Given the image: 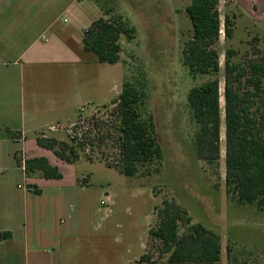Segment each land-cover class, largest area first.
I'll return each instance as SVG.
<instances>
[{
  "label": "rangeland",
  "instance_id": "obj_1",
  "mask_svg": "<svg viewBox=\"0 0 264 264\" xmlns=\"http://www.w3.org/2000/svg\"><path fill=\"white\" fill-rule=\"evenodd\" d=\"M98 2L106 20L136 28V38L121 36V61L116 68H103L99 75L96 67L100 69L102 65L94 63L92 67L90 83L94 89L101 83L103 88L107 83L109 86L112 77L119 76L113 84L118 95L93 92L91 102L106 105L80 111L77 108L85 107L89 101L81 95L87 88L88 76L73 80L68 86L57 80L51 85L42 80L39 85L42 108L66 106L69 111L58 117L62 122L52 125L58 127L57 132L44 128L35 137L47 135L69 141L73 134L83 138V145L75 141L78 159L74 163L78 185L83 186L79 197L83 231L78 239L63 243L55 264H172L154 235L165 201H174L188 212L192 223L203 225L219 237L221 259L215 264H264V211L252 205H238L225 191L223 98L228 49L234 51L230 62L243 74L241 81L233 83L241 93L246 92L248 64L264 60V4L261 0H219L221 31L214 45L219 71L216 75H192L182 63L184 44L192 37L191 22L185 12L191 0ZM130 2L137 15L125 8L126 15L122 14L121 6ZM225 16L232 24L229 39L223 30ZM214 78L219 81L220 92V156L218 161L207 162L195 154L193 139L197 126L186 98L192 87ZM125 82L143 92V117L152 120L162 151L160 164L139 167L133 177L122 175L117 166V102ZM71 114L72 120L68 121ZM105 199L107 203L101 205ZM182 231L185 228L181 227L179 232ZM1 250L22 251L8 246Z\"/></svg>",
  "mask_w": 264,
  "mask_h": 264
},
{
  "label": "trees",
  "instance_id": "obj_2",
  "mask_svg": "<svg viewBox=\"0 0 264 264\" xmlns=\"http://www.w3.org/2000/svg\"><path fill=\"white\" fill-rule=\"evenodd\" d=\"M219 0H191L185 12L191 22L192 37L185 42L182 63L192 75H216L219 71L217 52L214 48L220 31ZM231 21L225 16L223 30L231 38ZM135 29L125 27L119 21L99 19L84 33L83 47L92 52L98 63L116 64L120 61L119 38L133 39ZM234 51H226L224 72V126H225V191L229 199L238 205H252L264 211V60L248 64L245 78L246 92L233 87L243 74L230 62ZM217 78L192 87L187 93V105L197 126L194 134L196 157L207 162L219 160L220 149V92ZM143 92L128 82L123 84L117 102L120 115L119 172L126 177L135 176L139 167L162 161L155 126L147 116L143 117ZM255 100V101H253ZM255 104L253 108V103ZM8 140L18 141L20 132L4 128ZM38 146L70 164L78 159L77 145L55 137L36 138ZM14 160L26 177L61 179L56 166L46 158H24L14 152ZM28 191L40 195L35 185H27ZM159 224L154 235L162 243V253L169 254L172 264H215L221 259L219 237L199 223H192L188 212L174 201H165L159 212ZM185 228L182 233L180 228ZM12 234L0 231V242L10 240ZM228 252V251H227ZM228 264H231L230 262ZM240 264H245L243 261Z\"/></svg>",
  "mask_w": 264,
  "mask_h": 264
},
{
  "label": "crops",
  "instance_id": "obj_3",
  "mask_svg": "<svg viewBox=\"0 0 264 264\" xmlns=\"http://www.w3.org/2000/svg\"><path fill=\"white\" fill-rule=\"evenodd\" d=\"M163 6L167 9L166 3ZM121 7L123 15V8L138 14L131 2ZM106 18L98 0H0V231L12 234L10 240L0 242V264H55L63 243L82 235L79 197L83 186L78 185L76 168L38 146L35 137L38 131L62 122L58 117L69 108H42L39 85L42 80L49 85L57 80L68 86L88 76L81 93L89 99L81 107L85 109L106 105L92 103L93 92L118 95L113 84L119 76H113L104 88L103 83L95 89L90 83L94 63L102 65L96 67L99 75L103 68H116L118 63H98L83 47L84 32L94 21ZM131 27L136 38V28ZM4 128L20 132L22 138L8 140ZM14 152L24 158H46L62 178L26 177ZM27 185L37 186L42 193L28 191ZM5 246L22 251H2Z\"/></svg>",
  "mask_w": 264,
  "mask_h": 264
},
{
  "label": "built area",
  "instance_id": "obj_4",
  "mask_svg": "<svg viewBox=\"0 0 264 264\" xmlns=\"http://www.w3.org/2000/svg\"><path fill=\"white\" fill-rule=\"evenodd\" d=\"M86 32V31H85ZM84 32V33H85ZM85 110V108H81L80 109V111H84ZM48 131L50 132V133H55V132H57L58 131V127H56V126H51V127H49L48 128ZM42 138H49L47 135H43V136H41ZM78 141L79 143H81L82 144V142H83V138L81 137V135H79V138H75L74 137V135L72 134V135H70L69 136V141ZM78 145V144H77ZM80 145V144H79ZM83 145V144H82ZM107 198V197H106ZM105 203H107V201H106V199H105V201H101V205H104Z\"/></svg>",
  "mask_w": 264,
  "mask_h": 264
}]
</instances>
